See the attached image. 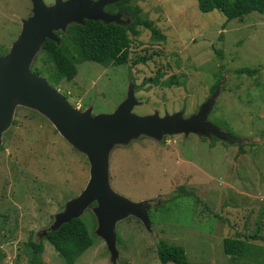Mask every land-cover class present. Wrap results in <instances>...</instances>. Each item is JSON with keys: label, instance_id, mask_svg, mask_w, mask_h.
<instances>
[{"label": "rangeland", "instance_id": "rangeland-1", "mask_svg": "<svg viewBox=\"0 0 264 264\" xmlns=\"http://www.w3.org/2000/svg\"><path fill=\"white\" fill-rule=\"evenodd\" d=\"M43 1L50 6L55 0ZM106 1L105 6L115 2ZM129 5L138 6L165 39H153L139 27L137 36L130 35L127 63L79 62L74 79H60L55 89L75 110L91 109L92 115L112 113L130 91L137 116L186 121L206 108V127L160 140L142 134L110 149V189L130 202L147 203L150 225L134 216L118 222L115 259L96 234L91 204L80 218L92 246L74 264H160V241L182 247L186 264H253L251 258L225 255L223 240L255 235L259 227L257 239L249 241L264 248V16L254 12L227 22L216 10L201 13L196 0ZM31 9L29 0H0V56L8 53ZM113 16L116 24L130 22L125 12ZM153 53L151 61L133 65ZM31 68L41 69L43 78L53 72L40 51ZM240 68L257 72L239 76ZM158 73L160 81L175 76L179 86L143 84ZM88 180L87 157L39 111L16 106L0 144V264H30L28 238L42 241L54 216ZM43 245L36 264H65L48 242ZM259 261L264 264V252Z\"/></svg>", "mask_w": 264, "mask_h": 264}, {"label": "water", "instance_id": "water-1", "mask_svg": "<svg viewBox=\"0 0 264 264\" xmlns=\"http://www.w3.org/2000/svg\"><path fill=\"white\" fill-rule=\"evenodd\" d=\"M29 1L31 16L22 22L8 53L0 56V144L2 133L12 124L16 106H25L44 115L70 146L84 154L89 162V180L84 190L54 216L49 230L55 231L80 218L95 203L96 234L116 259V224L128 216L138 218L146 228L150 223L147 203L130 202L110 189V149L142 134L160 140L164 135L202 132L200 128L206 127L207 109L186 121L177 116H137L132 113L136 101L130 91L128 98L110 114L92 115L91 109L75 110L46 78L31 71V62L46 40L59 44L56 33H64L70 24L82 25L84 21L109 24L114 23L115 16L104 12L106 0H55L50 6L43 0Z\"/></svg>", "mask_w": 264, "mask_h": 264}, {"label": "trees", "instance_id": "trees-1", "mask_svg": "<svg viewBox=\"0 0 264 264\" xmlns=\"http://www.w3.org/2000/svg\"><path fill=\"white\" fill-rule=\"evenodd\" d=\"M130 0H121L115 5L121 8L130 17V22L126 26L116 23L104 24L100 21H84L82 25L70 24L64 33L57 32L59 44L46 40L41 46L40 52L44 53L48 61L53 66V72L46 77L49 84L55 88L59 80L70 82L77 74L76 64L89 61L100 65L117 66L128 61V48L130 46V35L137 36L138 28L143 27L150 31L153 39L164 40L165 36L160 33L153 21L143 18L141 9L136 5H129ZM197 8L201 13L212 11L220 12L227 22L237 19L242 21L243 17L250 13H258L264 16V0H196ZM218 56L221 54L216 52ZM156 54L141 56L136 58L133 65L145 64L151 61ZM35 75L42 76V70L31 68ZM257 69L240 68L235 73L237 75L252 76ZM161 73L153 78L144 80V83H151L158 86L170 87L179 86L175 76H171L165 81H160ZM217 85H214L212 92ZM216 139H212V144ZM255 235L249 234L245 238H225L223 240L224 254L239 259H249L253 264H259L264 248L252 244L249 240H256L259 233L255 230ZM264 240V237H260ZM48 242L63 259L65 264H74L75 261L92 246V239L88 233L82 218L72 219L70 222L61 225L55 231H48L43 239ZM43 240L35 242L30 236L27 247L32 258L30 264H36L41 256L44 245ZM117 242L119 239L117 238ZM157 259L160 264H186L187 257L185 251L180 246L167 245L158 242L156 247ZM39 263V262H38Z\"/></svg>", "mask_w": 264, "mask_h": 264}, {"label": "flooded vegetation", "instance_id": "flooded-vegetation-1", "mask_svg": "<svg viewBox=\"0 0 264 264\" xmlns=\"http://www.w3.org/2000/svg\"><path fill=\"white\" fill-rule=\"evenodd\" d=\"M92 1H95V0H92ZM119 1H121V0H118V1L115 0V2H113V3H111V4H107V5L104 7V11H105L106 13L110 14V15H115V14H117V13H121V14H122L123 12H122L121 8L118 7L117 5H115L113 8L110 7L111 5L116 4V3L119 2ZM122 21H123V20H119V22H122ZM118 25L123 26V25H121V24H118Z\"/></svg>", "mask_w": 264, "mask_h": 264}]
</instances>
